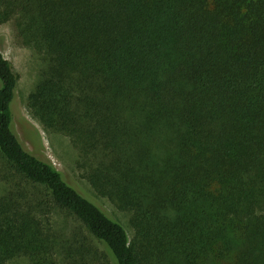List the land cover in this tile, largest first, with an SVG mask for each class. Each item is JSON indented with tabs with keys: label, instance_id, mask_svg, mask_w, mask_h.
Segmentation results:
<instances>
[{
	"label": "trees",
	"instance_id": "1",
	"mask_svg": "<svg viewBox=\"0 0 264 264\" xmlns=\"http://www.w3.org/2000/svg\"><path fill=\"white\" fill-rule=\"evenodd\" d=\"M0 7L46 61L35 116L134 230L23 145L0 51V264H264V0ZM57 211L87 233L57 234Z\"/></svg>",
	"mask_w": 264,
	"mask_h": 264
},
{
	"label": "rangeland",
	"instance_id": "2",
	"mask_svg": "<svg viewBox=\"0 0 264 264\" xmlns=\"http://www.w3.org/2000/svg\"><path fill=\"white\" fill-rule=\"evenodd\" d=\"M9 21L13 24V35L7 37L0 34V51L11 61L19 76L15 98L12 103L13 128L16 134L26 148L41 158L50 159L63 172L65 179L71 185L97 203L110 216L120 221L127 229L130 238H132L134 230L129 220V213L120 209L108 197L102 196L92 187L88 179L87 168L80 164L77 150L72 145L70 138L63 133L48 128L35 116L29 106L30 95L37 89L41 81L46 61L33 44L25 43L24 39L20 37L14 18L0 21V24ZM2 186L0 184V187ZM1 190L0 188V192ZM55 213L52 221L57 234L66 233V235L71 236L76 229H83L87 233L85 226L72 216L62 211ZM92 239L96 240L95 238ZM100 246L104 249L102 244ZM9 264H31V262L29 258L20 256L11 259Z\"/></svg>",
	"mask_w": 264,
	"mask_h": 264
},
{
	"label": "clouds",
	"instance_id": "3",
	"mask_svg": "<svg viewBox=\"0 0 264 264\" xmlns=\"http://www.w3.org/2000/svg\"><path fill=\"white\" fill-rule=\"evenodd\" d=\"M13 31L14 29L11 21L0 24V34L11 37L13 35Z\"/></svg>",
	"mask_w": 264,
	"mask_h": 264
}]
</instances>
